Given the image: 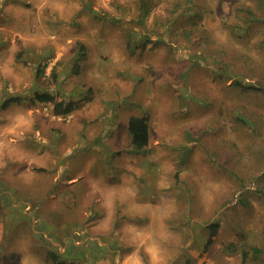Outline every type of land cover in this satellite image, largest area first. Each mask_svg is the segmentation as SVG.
Segmentation results:
<instances>
[{"label": "rangeland", "instance_id": "obj_1", "mask_svg": "<svg viewBox=\"0 0 264 264\" xmlns=\"http://www.w3.org/2000/svg\"><path fill=\"white\" fill-rule=\"evenodd\" d=\"M50 252L264 264V0H0V264Z\"/></svg>", "mask_w": 264, "mask_h": 264}, {"label": "trees", "instance_id": "obj_2", "mask_svg": "<svg viewBox=\"0 0 264 264\" xmlns=\"http://www.w3.org/2000/svg\"><path fill=\"white\" fill-rule=\"evenodd\" d=\"M148 9L146 8V11ZM145 11V12H146ZM77 66V65H75ZM42 72V71H41ZM240 84V82H237ZM246 87L252 88L255 90H262V87L254 84H248ZM35 94V99L37 101L41 102H54L53 95L50 93H44V92H36ZM20 97L18 96H10L8 97V102H17L19 101ZM80 101H58L54 102V112L55 113H61V112H68L69 110L72 109V107L77 104ZM7 103H4V105ZM128 130L131 135V142L134 148L136 149H143L147 144L149 140V128H148V122L147 118L145 116H139V115H132L129 117L128 122H127ZM216 224H213L210 226L211 230L210 233V239L211 237L215 234V228ZM210 240L208 239V242ZM50 258L52 259L54 264H76L74 262H69L65 260H60L57 255L53 252L49 253Z\"/></svg>", "mask_w": 264, "mask_h": 264}]
</instances>
